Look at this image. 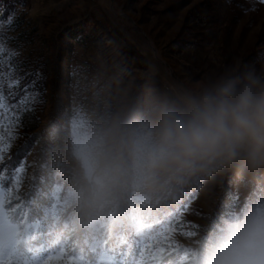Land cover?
Masks as SVG:
<instances>
[{"label": "rangeland", "instance_id": "1", "mask_svg": "<svg viewBox=\"0 0 264 264\" xmlns=\"http://www.w3.org/2000/svg\"><path fill=\"white\" fill-rule=\"evenodd\" d=\"M26 0L0 26L16 36L24 64L49 59L54 70L50 87L60 80L56 93L63 100L66 122L55 121L54 104L41 112L40 132L67 128L70 148L68 165L80 175L73 154L77 135L95 132L118 112H127L143 99L150 77L163 88L191 77L199 79L209 70L228 64L264 65V2L262 0ZM196 17L203 20L202 24ZM116 27L144 56L147 70L125 60L118 45L101 38L95 22ZM11 29V30H10ZM15 46V41L10 42ZM158 55V56H156ZM158 57V58H157ZM0 159L10 150L19 128L16 110L0 88ZM187 198L181 194L158 204L132 203L130 213L121 211L120 201L106 216L88 222L86 250L70 253L61 246L55 253H24L18 249L36 225L23 231L5 210L6 197L0 188V264H197L199 252L208 244L221 218L228 212L245 210L253 196L264 199V172L243 179L233 172L217 175L202 183ZM47 216L58 214L76 203L69 191L60 197ZM170 200V201H169ZM124 227V228H123ZM124 233L118 237V230ZM156 251L149 257V250Z\"/></svg>", "mask_w": 264, "mask_h": 264}, {"label": "clouds", "instance_id": "2", "mask_svg": "<svg viewBox=\"0 0 264 264\" xmlns=\"http://www.w3.org/2000/svg\"><path fill=\"white\" fill-rule=\"evenodd\" d=\"M85 223L120 201L175 199L191 183L264 172V65L228 64L158 88L73 140ZM197 264H264V199L228 212Z\"/></svg>", "mask_w": 264, "mask_h": 264}, {"label": "trees", "instance_id": "3", "mask_svg": "<svg viewBox=\"0 0 264 264\" xmlns=\"http://www.w3.org/2000/svg\"><path fill=\"white\" fill-rule=\"evenodd\" d=\"M25 2L26 0H0V16L7 19L18 5H24ZM208 4L209 0L203 3ZM196 18L205 24L199 17ZM95 26L103 31L101 38L105 43L110 42L111 46L118 45L122 49L125 60L147 70L144 56L116 27L100 21H96ZM51 65L49 59L33 65L22 64L19 84L11 89L7 84L1 88L6 103L16 110L19 128L12 139L9 152L0 159V188L6 197L8 219L19 226L20 231L26 226L36 225L28 240L25 241V236H21L19 250L24 253L40 251L52 254L65 246L68 252L79 255L86 250L87 230L77 205L68 207L55 218L47 216L48 210L55 203L54 191L61 189L60 197L63 198L66 192L74 193L80 184V175L68 165L71 159L65 125L49 132L39 131L40 115L49 100L54 104L55 121L66 122L70 119L68 113L60 118L64 107L62 98L56 93V89H60V80L53 77L52 88H49L47 80L54 75ZM150 81L155 87L163 88L155 79L150 77ZM29 93H35L36 100L27 106L29 110L24 111L22 109L26 106L22 102ZM189 188L191 193H195L198 186L193 183L185 186L181 193L184 198H187ZM258 200V196H253L250 204ZM132 203L125 202L121 211L130 213ZM167 205L164 201L160 202L159 211L164 206L167 210ZM107 212L105 210L99 216H106ZM123 228L118 230V237L124 233Z\"/></svg>", "mask_w": 264, "mask_h": 264}, {"label": "snow or ice", "instance_id": "4", "mask_svg": "<svg viewBox=\"0 0 264 264\" xmlns=\"http://www.w3.org/2000/svg\"><path fill=\"white\" fill-rule=\"evenodd\" d=\"M264 2V0H262ZM14 15L8 17V24L12 25L14 22ZM11 30V29H10ZM16 42L15 46H12L10 42ZM22 52L21 46L18 42V38L13 35H9L8 31L2 29L0 26V88L5 84L11 89L17 86L20 82L23 61L21 59ZM36 100L35 93H29L25 96L23 104L26 106L22 110H29L27 106H30ZM0 103V107H2ZM153 247L149 250V257L155 252ZM142 264H153L152 259H148L142 262Z\"/></svg>", "mask_w": 264, "mask_h": 264}, {"label": "bare ground", "instance_id": "5", "mask_svg": "<svg viewBox=\"0 0 264 264\" xmlns=\"http://www.w3.org/2000/svg\"><path fill=\"white\" fill-rule=\"evenodd\" d=\"M156 56H158V55H156ZM158 58V57H157Z\"/></svg>", "mask_w": 264, "mask_h": 264}]
</instances>
